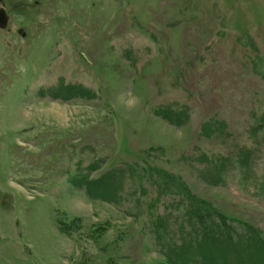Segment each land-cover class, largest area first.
<instances>
[{
  "label": "rangeland",
  "instance_id": "rangeland-1",
  "mask_svg": "<svg viewBox=\"0 0 264 264\" xmlns=\"http://www.w3.org/2000/svg\"><path fill=\"white\" fill-rule=\"evenodd\" d=\"M0 6V264L248 257L219 255L264 240V0Z\"/></svg>",
  "mask_w": 264,
  "mask_h": 264
},
{
  "label": "trees",
  "instance_id": "trees-1",
  "mask_svg": "<svg viewBox=\"0 0 264 264\" xmlns=\"http://www.w3.org/2000/svg\"><path fill=\"white\" fill-rule=\"evenodd\" d=\"M231 236L232 235L229 236L230 240H227L226 242H224V244H220L221 253L219 256H223V255L228 256L230 254L228 252V247H229L228 244L229 245L235 244L237 245L238 255L240 253L242 254L245 252L249 253V255L248 257H245V256H236L237 254H235L234 255L235 257H233L234 264H264V240L260 236L258 231H255L249 226H245V230L241 233H237L235 235L236 236L235 239H233ZM198 245L201 246L202 244L198 243ZM210 248L213 249V247H210ZM182 250L183 248H176L173 250V253L170 254L175 264H187L186 260L189 259V258H186L185 256L187 252H183ZM185 251H191V250L186 249ZM207 251H211V250H207ZM210 254H212V252H210ZM201 256L203 260L211 259V257H208L206 253H203ZM229 263L230 261H222V264H229Z\"/></svg>",
  "mask_w": 264,
  "mask_h": 264
},
{
  "label": "water",
  "instance_id": "water-1",
  "mask_svg": "<svg viewBox=\"0 0 264 264\" xmlns=\"http://www.w3.org/2000/svg\"><path fill=\"white\" fill-rule=\"evenodd\" d=\"M7 14L5 13L4 9L0 6V28H3L7 24Z\"/></svg>",
  "mask_w": 264,
  "mask_h": 264
},
{
  "label": "flooded vegetation",
  "instance_id": "flooded-vegetation-1",
  "mask_svg": "<svg viewBox=\"0 0 264 264\" xmlns=\"http://www.w3.org/2000/svg\"><path fill=\"white\" fill-rule=\"evenodd\" d=\"M23 33V32H22Z\"/></svg>",
  "mask_w": 264,
  "mask_h": 264
}]
</instances>
